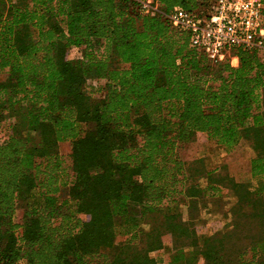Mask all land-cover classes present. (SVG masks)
<instances>
[{
	"label": "trees",
	"instance_id": "trees-1",
	"mask_svg": "<svg viewBox=\"0 0 264 264\" xmlns=\"http://www.w3.org/2000/svg\"><path fill=\"white\" fill-rule=\"evenodd\" d=\"M156 1L164 15L209 16L215 3ZM163 14L124 0H0V264H160L165 235L169 264H264L255 244L227 249L244 219L264 225L263 47L237 49V67L214 63ZM15 112L25 133L8 123ZM199 137L228 153L246 143L256 189L186 158ZM222 188L236 197L234 230L201 241V202Z\"/></svg>",
	"mask_w": 264,
	"mask_h": 264
},
{
	"label": "rangeland",
	"instance_id": "rangeland-1",
	"mask_svg": "<svg viewBox=\"0 0 264 264\" xmlns=\"http://www.w3.org/2000/svg\"><path fill=\"white\" fill-rule=\"evenodd\" d=\"M262 54H264V44L262 48ZM81 54L77 50H73L71 53V58H79ZM103 81H89L88 85L93 87L95 90L99 86H103ZM94 99H100V93L98 91L94 92ZM18 123V130L20 133H25L24 122L18 113H14L13 117L9 118V122ZM39 137L35 139L38 142ZM72 151L71 143H63L60 145V152L66 157ZM182 152L186 158L190 160H197L199 163L197 165L204 166L205 169L214 170L221 169L229 177L234 178L237 182L248 184L251 190L256 189L259 182L255 181L251 177L250 172V161L254 156V153L249 148L246 143H241L231 153H228L222 147L218 146L215 142H206L205 139L199 137L196 142L185 145ZM69 158V157H68ZM71 172V171H70ZM69 187L64 188L61 192L62 201L69 197ZM236 203V197L228 188L219 189V193L216 196H211L204 198L201 202L200 209V220L198 226V236L201 241L206 238H212L216 235H225L234 230L233 223V207ZM248 212L251 213V208H247ZM181 213L183 220L188 221L190 219L188 214V209L186 206L181 208ZM22 216V211H18L15 215V221L20 222V217ZM160 219H150L145 224L146 230L151 227H157L160 225ZM241 230L237 231L238 236L233 240L228 241L227 249L236 250V248L249 250L252 245H257L258 249V261L264 262V225H262L257 219H244L241 224ZM126 238L117 237L114 242L113 249L110 253L114 254L119 251L125 244ZM163 242L165 245V251L153 252L152 257L158 259L160 264H169V254L172 251V239L171 236L165 235L163 237ZM231 252V251H229ZM237 253V251L235 252ZM230 255H233L229 253ZM234 256V255H233ZM250 256V254H249ZM177 264H186L185 262H179ZM199 264H205V261H199Z\"/></svg>",
	"mask_w": 264,
	"mask_h": 264
},
{
	"label": "built area",
	"instance_id": "built-area-1",
	"mask_svg": "<svg viewBox=\"0 0 264 264\" xmlns=\"http://www.w3.org/2000/svg\"><path fill=\"white\" fill-rule=\"evenodd\" d=\"M124 1L136 3L145 16L163 14L156 0ZM164 16L175 29L190 35L191 48L214 63L229 60L237 67V49L255 50L264 44V0H215L209 16L180 6Z\"/></svg>",
	"mask_w": 264,
	"mask_h": 264
}]
</instances>
